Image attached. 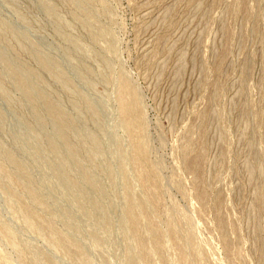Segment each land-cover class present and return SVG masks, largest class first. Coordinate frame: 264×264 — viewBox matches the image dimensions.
Returning a JSON list of instances; mask_svg holds the SVG:
<instances>
[{"label": "rangeland", "instance_id": "374dc122", "mask_svg": "<svg viewBox=\"0 0 264 264\" xmlns=\"http://www.w3.org/2000/svg\"><path fill=\"white\" fill-rule=\"evenodd\" d=\"M254 3L264 6L0 0V264H264V22L255 19ZM42 59L71 85L43 70ZM13 69L66 111L81 152L25 98ZM124 78L139 105L132 116L143 122L153 199L134 171L119 114ZM83 170L96 186L80 182ZM25 183L41 193L42 207L31 204ZM19 198L44 225L30 227Z\"/></svg>", "mask_w": 264, "mask_h": 264}, {"label": "bare ground", "instance_id": "6f19581e", "mask_svg": "<svg viewBox=\"0 0 264 264\" xmlns=\"http://www.w3.org/2000/svg\"><path fill=\"white\" fill-rule=\"evenodd\" d=\"M253 8H254V10L252 13L255 16V19H257V21L260 23L264 22V6H261L259 3H254ZM106 34L107 33L104 31V32H102L101 36H106ZM72 44L75 46V48L79 52L81 51L83 55H85V56L89 55V52H90L89 49L86 46H83L82 43H79L77 40H75V41L72 40ZM41 62H42V69L47 70V71H51V74L63 86L68 87L71 85V80L66 76V74L62 70H57V71L53 72L51 69V66L49 64V61L42 59ZM11 74H13L16 78H18V80L16 79L17 83H18V87L20 90H22V93L25 96V98L30 102H35V106H37V104L39 103L41 105V107H43L45 109L47 116L49 115L53 120H55V122L58 126L59 137L67 142L71 151H73V153L80 151V148L77 147L76 145H74L71 141L72 138H70L69 134H70V132L72 133V131H70V127L68 125L69 116L65 113L66 111L64 112L63 108L58 103H54L51 100H49L48 98H46V96L43 92H40L37 90L35 91L32 88V86L29 84V82L27 80H25V78L22 77V73L20 75V73H18L16 70L13 69L11 71ZM31 75H34V72H32ZM117 91H118L117 101L119 104V114L122 118V123H123L124 128L126 129V131L131 136V140H132V144H133V153L132 154H133V161L135 164V170L134 171H136L139 179L141 180V185L146 187L147 191L144 189L146 191V192L144 191L146 193V195H148L147 192L150 191L149 195L151 194L150 196L152 197L153 192H155V191H152L154 189L151 188V185L149 186V184L151 183L150 182V175H149L147 168L143 164V162L145 163V159H147L146 158V153H147L146 152V146L147 145L145 146V141L142 138L143 122H141L138 119L136 120L132 116L133 111H137L139 109V105L137 103L136 96H135L136 94H134L133 90L131 89L130 85L128 84V81L125 78L121 79ZM82 101H83L84 108L87 109L88 112H90L91 114H94L96 112V106L89 98L83 97ZM78 106L79 105L77 104L76 107H78ZM94 140L95 139H93V142L96 143V141H94ZM90 143H92V142H90ZM54 144L55 143H52V146H54ZM187 145H184V148H187ZM84 147H86V146H84ZM93 149H96V148H92V150ZM89 153H90V151H89ZM94 156H96V155H93L92 159H94ZM4 157L8 163H11V164L19 167V161L15 158V156L11 152L5 151ZM259 163H260V161H259ZM3 168L5 169V167H2L1 171L3 170ZM84 170H85V168H84ZM84 170H83V173L80 177V179H81L80 182L82 184H87V185L92 186V187L96 186V180H94L92 178V176H90L89 173L87 171H84ZM4 171H6V170H4ZM22 186L25 188V190H26L25 192L29 196V198L31 200V204H35L36 206L39 205L40 207H42L44 205V203H45L44 198L42 197L41 193L38 190H35L34 187H32L29 184H26L25 186L22 185ZM78 186H79V182H77V181L75 182L73 180L70 181V187L71 188L72 187L77 188ZM9 192H11V191H9ZM198 195H199L198 198L200 199L199 202L202 201L203 199H205L204 193H199ZM262 196L264 198L263 194H262ZM259 197H261V196H259ZM153 198H155V197H152V199ZM19 203L21 204V208L23 209L25 215H27V218H29V219H27V220H29L27 222H28V224L30 223V225H31L30 227H32V225H33L34 228H37V227H39L40 224L44 225L45 218L43 215H40L39 213L35 212V210H33L31 206L24 204L20 198H19ZM130 203H134V202H130ZM201 203L202 202H200V204ZM95 205H96V203H95ZM32 218L35 219V222L32 221ZM129 221L133 227H137L139 224V219L135 216V213H134V206H131V208L129 210ZM45 224H46L47 228H49L50 230H54L53 225L50 222H46ZM149 225L153 231L152 237H153L154 241H157V239H158L157 226L154 225L152 222H150ZM27 226H29V225H27ZM5 228H7V227H5ZM30 229H32V228H30ZM135 237H136L135 243L137 245L143 246V244L139 240V237L137 235H135ZM58 238H59L58 242H60L63 245H68L69 241L67 240L66 236H60ZM14 241H15V239H14ZM227 245H229V244H227ZM17 247H19V246H17ZM77 250H78V248H77ZM180 251L182 253V251H184L183 248H180Z\"/></svg>", "mask_w": 264, "mask_h": 264}]
</instances>
